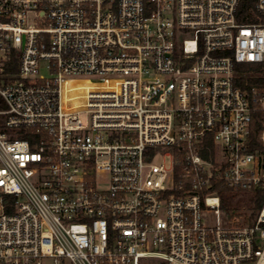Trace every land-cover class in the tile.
<instances>
[{"label": "built area", "instance_id": "2783aa9c", "mask_svg": "<svg viewBox=\"0 0 264 264\" xmlns=\"http://www.w3.org/2000/svg\"><path fill=\"white\" fill-rule=\"evenodd\" d=\"M241 1L0 0V264H264V0Z\"/></svg>", "mask_w": 264, "mask_h": 264}, {"label": "rangeland", "instance_id": "374dc122", "mask_svg": "<svg viewBox=\"0 0 264 264\" xmlns=\"http://www.w3.org/2000/svg\"><path fill=\"white\" fill-rule=\"evenodd\" d=\"M32 18H33V14H30V23H32ZM189 36V35H186ZM41 73L44 74L45 76H48V71L46 69H42ZM88 80V79H87ZM86 114H82V118L85 121L86 120ZM3 116H0V121L3 120ZM17 132H19L17 130ZM167 162H169V158H166ZM251 197V195H247V194H243L240 197H236V199L240 200V201H235L233 202V204L235 205V209L230 208L229 206H224L222 208V213H221V220L224 222L228 217L236 215L240 217V220H247V217L249 214H251L252 217L255 216L256 211H254L253 209H251L249 206V198ZM248 203V204H247ZM233 206V205H232ZM238 210V213H237ZM202 216H203V220L206 221L209 224H215L217 221V217L214 214V210L210 209L206 206H202ZM65 264H70L67 260L65 261ZM43 264H55L54 261L50 258H47L44 260Z\"/></svg>", "mask_w": 264, "mask_h": 264}, {"label": "trees", "instance_id": "16d2710c", "mask_svg": "<svg viewBox=\"0 0 264 264\" xmlns=\"http://www.w3.org/2000/svg\"><path fill=\"white\" fill-rule=\"evenodd\" d=\"M257 0H242L241 1V6H240V11H239V19L241 21H246L247 18L246 16L251 14V11L253 10L254 6H255V3H256ZM14 58H16L17 60V56H15L14 54ZM252 80L254 78H251ZM89 86L88 82H82V83H78V86L80 89H83L84 87H87ZM3 102H1L0 100V107H3ZM255 136V135H254ZM225 188V187H224ZM259 196V195H258ZM256 197V196H255ZM251 199H254V197H252ZM257 199V206L255 209H258L261 207L262 203H263V198L260 196V197H256Z\"/></svg>", "mask_w": 264, "mask_h": 264}, {"label": "bare ground", "instance_id": "6f19581e", "mask_svg": "<svg viewBox=\"0 0 264 264\" xmlns=\"http://www.w3.org/2000/svg\"><path fill=\"white\" fill-rule=\"evenodd\" d=\"M78 86V85H77Z\"/></svg>", "mask_w": 264, "mask_h": 264}]
</instances>
